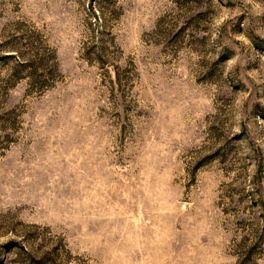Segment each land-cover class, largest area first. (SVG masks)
Listing matches in <instances>:
<instances>
[{
  "label": "rangeland",
  "instance_id": "374dc122",
  "mask_svg": "<svg viewBox=\"0 0 264 264\" xmlns=\"http://www.w3.org/2000/svg\"><path fill=\"white\" fill-rule=\"evenodd\" d=\"M0 264H264V0H0Z\"/></svg>",
  "mask_w": 264,
  "mask_h": 264
},
{
  "label": "trees",
  "instance_id": "16d2710c",
  "mask_svg": "<svg viewBox=\"0 0 264 264\" xmlns=\"http://www.w3.org/2000/svg\"><path fill=\"white\" fill-rule=\"evenodd\" d=\"M93 19L95 20V21H97V20H99V17L98 16H95V14L93 15ZM101 28V27H100ZM102 34V33H101ZM43 72V71H42ZM42 72H39V73H41L40 75H37V76H35V79L37 80V79H42L43 78V75H42ZM33 85H34V87L36 86V81L33 83ZM39 87H41V80H40V86Z\"/></svg>",
  "mask_w": 264,
  "mask_h": 264
}]
</instances>
